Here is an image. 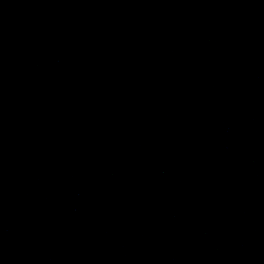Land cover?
<instances>
[{"label":"water","instance_id":"1","mask_svg":"<svg viewBox=\"0 0 264 264\" xmlns=\"http://www.w3.org/2000/svg\"><path fill=\"white\" fill-rule=\"evenodd\" d=\"M0 264H264V0H0Z\"/></svg>","mask_w":264,"mask_h":264}]
</instances>
